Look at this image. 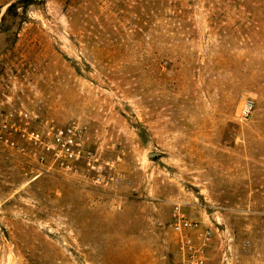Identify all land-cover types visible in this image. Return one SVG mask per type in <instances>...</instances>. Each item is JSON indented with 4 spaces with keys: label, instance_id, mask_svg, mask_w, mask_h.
Here are the masks:
<instances>
[{
    "label": "rangeland",
    "instance_id": "1",
    "mask_svg": "<svg viewBox=\"0 0 264 264\" xmlns=\"http://www.w3.org/2000/svg\"><path fill=\"white\" fill-rule=\"evenodd\" d=\"M69 122L116 181L0 141V264H264V0H0V134Z\"/></svg>",
    "mask_w": 264,
    "mask_h": 264
},
{
    "label": "built area",
    "instance_id": "2",
    "mask_svg": "<svg viewBox=\"0 0 264 264\" xmlns=\"http://www.w3.org/2000/svg\"><path fill=\"white\" fill-rule=\"evenodd\" d=\"M252 106L250 100L246 101L242 114L248 115ZM3 127L5 129L3 134H5L7 126ZM14 131L18 136L17 140L0 134V141H3L6 146L15 148L19 153L33 158L40 167H46L47 171L56 170L69 175H79L93 185L105 186L116 181L114 164L102 160L84 147L83 129L75 122L45 129H32L26 125H18L14 127ZM196 227L195 222L184 218L174 224V230L185 236ZM208 235V232L203 234L204 241L200 246L193 245L188 237L182 238V264H204V245L209 240Z\"/></svg>",
    "mask_w": 264,
    "mask_h": 264
},
{
    "label": "water",
    "instance_id": "3",
    "mask_svg": "<svg viewBox=\"0 0 264 264\" xmlns=\"http://www.w3.org/2000/svg\"><path fill=\"white\" fill-rule=\"evenodd\" d=\"M151 155H154V153H151Z\"/></svg>",
    "mask_w": 264,
    "mask_h": 264
}]
</instances>
